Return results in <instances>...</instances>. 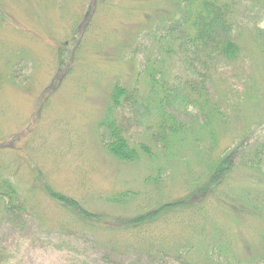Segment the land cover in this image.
Here are the masks:
<instances>
[{"label": "rangeland", "instance_id": "374dc122", "mask_svg": "<svg viewBox=\"0 0 264 264\" xmlns=\"http://www.w3.org/2000/svg\"><path fill=\"white\" fill-rule=\"evenodd\" d=\"M89 2L0 0V184L8 177L22 204L15 225L14 216L7 222L0 214V264H170L168 256L155 258L150 251H172L185 237L188 216L156 221L144 232L155 242L151 249L141 233L128 238L106 231L112 227L109 221L90 228L55 203L49 190L94 213L143 211L182 197L188 179L202 177L230 151L246 154L250 143L264 138V53L258 48L244 46L250 53L245 73L227 68L226 84L217 74L212 76L211 96L222 103L228 123L203 126L194 114V97L184 86L191 75L183 62L174 68L162 66L169 91L151 92L142 72L158 66L153 56L157 52L143 45L144 34L135 36L154 25L162 8L157 5L171 2L95 0L92 8ZM257 15L249 16L251 25L258 23L261 13ZM115 82L132 95L115 117L140 152L133 163L114 160L98 143L97 122ZM174 86L178 90L170 93ZM254 94L259 105L250 100ZM164 95L166 111L173 114L170 123L179 122L176 135L165 141L160 139L166 120L146 101ZM141 146L147 151H139ZM148 177L157 178L160 188ZM248 178L242 167L232 174L227 202H237L234 192ZM123 190L139 196L121 207L106 201ZM212 203L217 204L215 199ZM213 213L211 226L216 223ZM245 238L241 244L255 241Z\"/></svg>", "mask_w": 264, "mask_h": 264}, {"label": "trees", "instance_id": "16d2710c", "mask_svg": "<svg viewBox=\"0 0 264 264\" xmlns=\"http://www.w3.org/2000/svg\"><path fill=\"white\" fill-rule=\"evenodd\" d=\"M161 1H170L171 5H157L156 8H162L157 10L154 25L135 36L136 40L139 34H144L147 39L143 45L157 52L153 56L157 58L154 65L158 66H153L152 69L146 67L142 71L147 73L145 78L150 91H169L165 87L167 83L162 66L174 68L181 66L183 62L187 75H191L190 79L185 78L184 86L188 94L194 97L193 102L198 109L194 114L198 115L201 124L210 126L228 123L222 103L211 96V79L217 74L220 81L226 84L227 68H231L233 74L239 71L240 74L245 73L250 56L244 49L246 45L258 48L261 54L264 53V0ZM94 4L95 0H90L88 6L92 8ZM259 13L261 17L258 23L251 25L249 16L255 17ZM245 16V22L239 24L238 20ZM139 72L138 69L136 73ZM175 89V86L172 87L170 93ZM131 97V93L120 82H115L104 114L97 122L101 149L121 163H133L140 157V152L129 143L115 117V112ZM159 98L146 101L147 105H153L156 113L166 120L162 123L164 131L160 139L165 141L164 138L172 139L176 135L179 122L170 123L172 120L168 117L173 114L167 112L163 104L168 99L166 95ZM250 100L259 105L256 95ZM244 146L245 143L242 147ZM247 146L249 143L246 138V148ZM140 150L147 151L143 146ZM246 151V154H241L240 150H233L224 157L220 156L205 169L207 172L202 177L188 179L187 189L182 197L157 202L152 208L146 205L144 208H149L143 211L136 208L134 212H126L124 215L108 216L91 212L79 201L52 189L49 190V197L78 220L86 221L90 228L109 221L112 227L106 231L118 233L120 237L130 238L139 233L143 234V238H148L146 242L151 249H154L155 242H152L150 235L146 237L144 232L148 234L156 221L188 216L185 237L174 244L172 251H150L155 258H160V255L168 256L171 259L170 264H264V138L250 143V148ZM239 167L248 171L249 183L234 192L233 197L237 202H227V181ZM147 181L153 186H159L157 178L148 177ZM0 185L1 218L8 222L14 216L11 225H15L21 219L22 204L19 195L8 177ZM44 190L47 193V188ZM138 196V192L123 190L106 197V201L121 207ZM212 199L217 204L212 203ZM230 207L242 211L231 213ZM214 211L217 213L216 223L211 226ZM217 229L219 234L215 233ZM218 236L216 242L209 240H216ZM243 236L248 237L245 240L252 238L255 241L244 243V246L240 242ZM159 243L161 240L157 241L156 246Z\"/></svg>", "mask_w": 264, "mask_h": 264}]
</instances>
